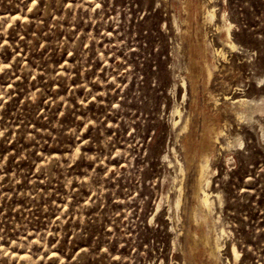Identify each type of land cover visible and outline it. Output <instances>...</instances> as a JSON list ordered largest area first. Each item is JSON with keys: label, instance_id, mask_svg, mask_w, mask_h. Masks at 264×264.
Here are the masks:
<instances>
[{"label": "rangeland", "instance_id": "1", "mask_svg": "<svg viewBox=\"0 0 264 264\" xmlns=\"http://www.w3.org/2000/svg\"><path fill=\"white\" fill-rule=\"evenodd\" d=\"M0 264H264V0H0Z\"/></svg>", "mask_w": 264, "mask_h": 264}, {"label": "bare ground", "instance_id": "2", "mask_svg": "<svg viewBox=\"0 0 264 264\" xmlns=\"http://www.w3.org/2000/svg\"><path fill=\"white\" fill-rule=\"evenodd\" d=\"M207 11V15H208V18L207 19H211L212 18V16L214 15V10H206ZM186 24V23H185ZM221 26V25H220ZM230 26V25H229ZM229 26H226V31H227V33H228V39H229ZM225 31V32H226ZM202 35V34H201ZM225 36V35H224ZM205 39V38H204ZM226 40H227V37H226ZM228 41V40H227ZM224 42V41H223ZM226 43V42H225ZM230 46L229 47H231L232 49H234V47H235V45L232 43V41H228L227 42ZM199 45V44H198ZM202 45V44H201ZM204 45V44H203ZM206 46H207V43H206ZM227 46V45H226ZM208 47V46H207ZM205 50H206V48H205ZM204 51V50H203ZM209 52V51H208ZM219 56V55H223L222 54V50L221 49H217V48H214V56ZM190 64V63H189ZM194 65V64H193ZM192 65V66H193ZM191 66V67H192ZM213 67V66H212ZM212 67H210L207 63H206V65H205V70H206V72H207V75H208V79L213 75V72H212ZM214 68H215V65H214ZM214 70V69H213ZM216 71V70H215ZM199 72V71H198ZM197 72V73H198ZM196 78H197V74H196ZM200 79V78H199ZM207 80V79H206ZM190 84V83H189ZM197 84V83H196ZM193 86V85H192ZM181 87L184 89V91H186V94H187V82L186 81H183L182 82V85H181ZM230 87V86H229ZM194 88V87H193ZM193 88H191V89H193ZM237 88V87H236ZM237 89H239V88H237ZM194 90V89H193ZM198 90V89H197ZM211 93V92H210ZM226 97V96H225ZM227 97H229V96H227ZM215 98V97H214ZM223 99V98H222ZM231 100L233 99V98H230ZM215 100V99H214ZM213 101V100H212ZM232 105L236 108V107H238V106H240V107H242V108H244V107H247V106H249L250 107V105H252L253 107H256L255 105H256V103L257 102H254V101H251V100H247V99H240V98H238V99H233L232 100ZM228 104H229V102H228ZM225 105H227V104H225ZM263 104H261L260 106H262ZM261 108V107H260ZM253 109V108H252ZM261 109H263V108H261ZM256 110H257V107H256ZM258 110H259V108H258ZM228 111V110H227ZM234 111V110H233ZM238 111V110H237ZM236 111V112H237ZM254 110H252V112H253ZM263 111V110H262ZM235 112V113H236ZM243 112H245V111H238V115H242L243 114ZM254 112H256V111H254ZM257 112H259V111H257ZM261 112V111H260ZM229 114V113H228ZM220 116V115H219ZM234 116V115H233ZM242 116H244V115H242ZM239 117V116H238ZM241 117V116H240ZM211 118V117H210ZM208 119V118H207ZM239 119V118H238ZM244 119V118H243ZM250 119V118H249ZM239 121V120H238ZM209 123V122H208ZM211 125V124H210ZM187 126H188V124L187 123H185L184 124V126H183V128L182 129H186L187 128ZM206 127V126H205ZM214 127V126H213ZM220 130V129H219ZM201 131H202V129H201ZM213 131V130H212ZM217 133V132H216ZM214 134V133H213ZM220 133H218V135H219ZM216 135V134H215ZM221 135V134H220ZM186 136V135H185ZM203 136V135H202ZM198 137V136H197ZM201 137V136H200ZM197 139V138H196ZM202 139V138H201ZM216 141V140H215ZM188 142V141H187ZM200 142V141H199ZM218 142V141H217ZM214 143V142H213ZM198 146V145H197ZM201 148V147H200ZM207 148V147H206ZM205 148V149H206ZM215 149V148H214ZM187 151V150H186ZM188 152V151H187ZM209 153V152H208ZM200 156V155H199ZM201 158V157H200ZM203 159V160H202ZM202 159H201V163H200V161H199V165H198V176H197V182H196V188H195V186H194V188L196 189V191H195V196H196V200H197V208H198V212H199V208H200V210H201V217H200V222L198 221V225L200 224V225H202V224H204V223H206V220H207V218L208 217H210V213H211V207H212V201H211V198H210V195H209V192L208 191H206L205 190V186L207 187L208 186V177H207V175H209V172H208V169H209V164H208V161H210V160H208V155L206 154V153H204L203 155H202ZM192 160V159H191ZM187 161V160H186ZM198 161V160H197ZM195 163V162H194ZM187 164H188V162H187ZM192 164V163H191ZM190 166V165H189ZM188 166V167H189ZM195 179V178H194ZM195 183V182H194ZM194 191V190H193ZM192 191V192H193ZM192 197V196H191ZM192 200V199H191ZM180 201V200H179ZM177 204L176 205H178V200H177V202H176ZM193 206H194V204H193ZM195 208V207H194ZM193 209V208H192ZM193 212V211H192ZM196 217V216H195ZM210 219V218H209ZM197 225V226H198ZM212 229V228H211ZM212 232V231H211ZM201 233V232H200ZM206 234V233H205ZM200 235H202V233L200 234ZM218 235V234H217ZM209 236H207V234H206V236L204 235V232H203V235L200 237V239L202 240V242L204 243V244H208L209 245V255H211L213 258H215V259H217L218 258V251H219V247H220V245L218 244V242H217V240L215 241V243H214V245H212V244H210V242H209V239L210 238H208ZM198 238V237H197ZM197 238H196V240H197ZM199 239V238H198ZM195 240V241H196ZM200 240V241H201ZM189 241V240H188ZM199 241V240H198ZM189 243V242H188ZM193 243H195V242H193ZM193 243L191 244V245H193ZM195 244H197V243H195ZM204 244H203V246H204ZM200 245H201V243H200ZM190 248H191V246H190ZM208 248V247H207ZM205 249V248H204ZM192 252V251H191ZM206 252V251H205ZM234 253H236V251L234 250ZM236 255V254H235ZM211 257V258H212Z\"/></svg>", "mask_w": 264, "mask_h": 264}]
</instances>
